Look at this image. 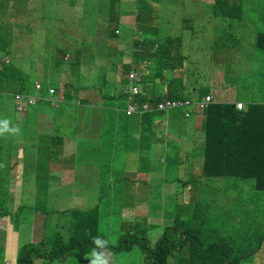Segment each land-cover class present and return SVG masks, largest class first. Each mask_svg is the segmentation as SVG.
Listing matches in <instances>:
<instances>
[{
	"label": "rangeland",
	"instance_id": "374dc122",
	"mask_svg": "<svg viewBox=\"0 0 264 264\" xmlns=\"http://www.w3.org/2000/svg\"><path fill=\"white\" fill-rule=\"evenodd\" d=\"M213 2L0 0V60L8 57L11 64L7 67L12 69L8 73L6 66L0 70V120L8 119L11 126L19 128L15 135L0 136V221L6 220L0 229V264H21L25 246L46 240L50 248L57 235L68 240L73 235L74 225L89 219L88 233L93 237L104 235L114 246L129 233L146 236L154 244L163 237L164 227L172 224L184 202L204 199L202 189L193 183L171 192L170 181L177 183L172 178L181 177L185 165L174 162L170 168L166 158V154L173 152L172 147L181 146V141L185 146L179 159L188 158V169L191 165L203 164L201 153H191L204 142L202 131H198L201 121L198 107L176 105L165 114L172 121L167 129L171 133L165 129L164 137L153 143L151 160L147 148L142 145L140 159L135 158L137 165L133 167L136 143L125 141L114 145L113 164L120 171L123 169L125 176L120 181L124 184L122 191L118 188L119 180L114 184L113 177L103 178L99 173V167L105 162L101 160V152L108 149L105 147L100 152L99 146H94V150H90V138L75 132L79 130L94 136L97 128L91 127L89 116L81 124L78 115L99 109L104 114L101 125L107 128L108 107L99 97L109 90L108 80L120 70L121 63H113L118 46H124V61L130 62L132 55L145 57L153 47L155 52L157 43L165 44L168 52V38H179L180 48H171L172 52H179L186 58L183 64L177 61V69L168 74H176L189 88L195 87L194 91L192 89L194 95L185 97L199 101V96L206 92L231 91L238 98L264 99V46L254 47L249 37V33L254 35L251 28L254 21L240 23L236 17L227 21L216 17L212 15ZM116 28L120 30L118 34L113 33ZM66 35L78 49L87 48L83 66H80L83 60L72 65L71 61L76 59L73 52L61 59L59 50L65 49L62 41ZM91 58L93 60L88 63ZM134 66L146 72L142 65ZM51 79L58 82V88L63 85L65 91L73 86H87L84 87L86 99L93 103L99 101V106L79 104L76 99L63 101L62 96L54 97L62 99L54 104L60 107L51 106L46 95ZM36 82H40L43 89H37ZM119 90V87L114 89L116 93ZM188 92L186 89L183 94ZM15 93H31L44 98L33 105L25 103L22 110L18 109L20 101ZM72 95L84 99L81 90ZM113 103H118L123 111L127 107L125 100L116 99ZM186 110L192 111V117L185 116ZM38 111L50 114L45 126L38 127V120L21 118L23 114ZM134 114L135 111L128 117V129L138 130L139 134V118ZM181 132L194 136L185 139L176 136ZM170 138L178 141L172 142ZM63 139L69 142L70 148H66ZM72 149L83 151L87 160L83 164L77 162L75 158L79 160L81 152L75 153ZM182 171L188 174V170ZM243 186L237 185L236 192ZM245 186L249 189L245 199L231 201L216 196L206 201L205 205L216 207L215 224L219 228L206 222L203 234L207 240L219 239L217 234L226 236L235 247H256L241 264H264L261 239L264 226L250 223L252 217L246 219L239 215L242 223L236 232V211L226 206L234 203L237 209L245 207L254 210L251 214H264V200L254 196L252 185ZM111 253L113 264H148L139 245ZM186 253L185 248L183 254ZM85 255L79 254L77 248L61 259H35L33 264H87L83 259Z\"/></svg>",
	"mask_w": 264,
	"mask_h": 264
},
{
	"label": "trees",
	"instance_id": "16d2710c",
	"mask_svg": "<svg viewBox=\"0 0 264 264\" xmlns=\"http://www.w3.org/2000/svg\"><path fill=\"white\" fill-rule=\"evenodd\" d=\"M250 8H253V10H250ZM212 12V15L221 17L225 21L228 18L232 20L235 17L240 19V23L254 21L251 25V28L254 29L253 37L249 33L250 42L254 47L259 48L260 46H264V0H214ZM113 33L116 34L115 32ZM62 42L66 44L64 50H59L62 52V60H64V56L68 52L76 54V59L73 61L74 65L78 64V60L85 59L84 55L87 53L86 47L78 49L77 45L67 35ZM168 42V52L165 44L157 43L156 50L152 53L149 61L153 70L156 67L158 71L157 75L161 77V82L154 80L150 74L144 75V80L148 84L144 87L146 91L138 96L141 103L158 102L164 99L182 100L187 98L185 97L187 95H194L191 90L187 94H183V92L172 93L168 85V83H173L174 79L168 78L166 72L175 71L178 67L176 62L181 61L183 64L186 58L179 52H172V49L178 50L180 48L179 38H168ZM119 55L120 58L124 55L122 50H119ZM92 60L93 58L87 61L90 63ZM145 62H148V60L141 59L138 55H132L131 63H121L120 70L116 74L128 73L133 68L132 64ZM85 63L86 59L80 66H83ZM7 64H11V60L8 57L0 60V70L4 66L7 67ZM10 70H12L11 67H7V73ZM108 83H110L109 90H106L101 96V100L105 105L107 104L109 112L106 120L108 130L105 131L103 139L117 140L118 145L125 141L133 144L136 143L133 150V167L137 165L135 158L140 159L139 154L142 145H145L147 148L149 160H151V146L159 138L164 137L165 129L169 130V123L172 121L170 116L165 114L170 112L172 106L136 114L139 118L138 134V130H128L127 119L130 115L125 110L123 111L118 103H113L114 100L120 99L127 101L128 105L129 94L125 93L127 85L119 97L117 94L115 95L116 92L114 91L117 88V77L110 78ZM52 85L57 87V82L53 81ZM74 90L76 89L74 88L72 92L69 90L65 91L66 97L70 100L74 99V95H72ZM54 97H58V93L54 94ZM54 97L49 96L51 101L48 102L51 106H54L56 101H58ZM199 98L202 97L199 96ZM213 98L214 101L210 104L208 110L206 109L209 117H206L201 126L198 127V130H201L203 133L204 142L201 147L193 149L191 152L192 154L201 153L203 164L197 167L191 165V169L189 170L188 158L184 156L179 159L181 147L177 145L172 147L173 152L171 154H166V158H168L167 163L170 168L174 162H182L185 165L182 170H188V174L183 173L181 170V177L172 178L177 180V183L170 181V184H172L171 192H177L180 188L183 190L189 183H193L192 185L202 189L205 194L203 196L204 199L201 201L189 200L184 202L180 212L175 213V219L172 224L164 227V235L158 242L153 244L150 243V239L146 236H141L138 233H129L122 237L117 245L110 244L109 248L111 251H126L139 245L143 258L148 264H241L243 258L256 250V247L250 245L247 247H235L231 240L226 236L221 237L219 234H217L219 239L207 240L203 234V226L206 222L216 226L215 222L218 219L215 212L216 207L209 204L205 205L206 201L212 197L218 196L221 199L231 201L239 198L245 199L249 191L245 185H252L255 189L254 196L264 200V101H249L248 109L243 108L239 110L236 108L237 100L234 97L226 98L227 103H218L217 101L220 99L214 96ZM86 102L89 103L87 99ZM26 114L27 120L37 121L32 117L38 118V127L45 126L50 115L42 111L36 112L32 117V112ZM96 122L101 126V118L96 119ZM168 132L171 133L170 131ZM112 134L114 135L113 138H111ZM176 136L185 139L187 137L192 138L193 134L188 133V136L178 134ZM173 140L178 141L170 138V141L173 142ZM112 154V150L105 153L101 152V160H105V162L99 167V173L103 178L113 177L114 184L116 180H119L118 188L119 191H122L124 184L122 185L120 181L125 176L122 175L123 169L120 171L113 164ZM108 164L110 165L109 167L106 166ZM241 184L244 186L236 192L237 185ZM119 191L117 194L122 196V193H119ZM226 206L236 211L234 213V216L237 214L238 222L234 224L236 232L240 230L242 223L238 218L239 215L246 219L252 217L253 221L250 223L264 226V214H251L254 210H247L245 207L242 210L237 209L234 203H227ZM90 225L91 219L76 223L73 227L71 238L64 240L59 234L50 248L46 246V240L37 245H32V243L25 246L20 258L21 264H33L35 259L54 261L61 259L65 254L73 253L77 248L81 255L89 253L93 247L92 239L95 238L88 233ZM216 228L219 227L216 226ZM98 236L106 238L104 235ZM261 239H263L264 243V233ZM263 243H260L261 247ZM185 248L188 253L183 254Z\"/></svg>",
	"mask_w": 264,
	"mask_h": 264
},
{
	"label": "crops",
	"instance_id": "0c3cea01",
	"mask_svg": "<svg viewBox=\"0 0 264 264\" xmlns=\"http://www.w3.org/2000/svg\"><path fill=\"white\" fill-rule=\"evenodd\" d=\"M132 1H138V0H132ZM214 3V2H213ZM126 23V22H125ZM118 30V32H116ZM114 32L116 33V34H118L119 32H120V30L119 29H115L114 30ZM134 38V37H133ZM137 43V41L135 42V44ZM124 47V46H123ZM123 47L122 48H120L119 46H118V50H117V56L115 57V59H114V62L113 63H115L114 65H116L117 63H122V64H129V63H131V59H130V62H126V60L124 61V58H123V56L120 58V55H119V50H122L123 51ZM124 53V52H123ZM152 53H154V50H153V48L152 49H150V50H148V53H147V55L145 56V57H142V56H140V55H138L141 59H146V60H148V62H145V63H139V65H142V67L146 70V72H143V74L145 75V74H150V75H152L153 76V78H154V80H157L158 82H161V77L160 76H158L157 75V73H158V71H157V69H156V67L154 68V70H153V67H152V65H151V62L149 61L150 60V58L152 57ZM131 58H132V56H131ZM85 60V59H84ZM83 60V61H84ZM73 61H75V59L73 60ZM73 61H71V63H72V65H74L73 64ZM78 61H80V60H78ZM64 62H68V61H64ZM137 65V64H136ZM132 66H133V64H132ZM133 68H135V66L133 67ZM131 70V69H130ZM170 71H167L166 72V76L168 77V78H171V79H174V82L173 83H168V85L170 86V88H171V90H172V93H181V92H183L184 90H186V89H189V90H192V89H194L195 90V87H191V88H189L188 86H187V84L186 83H184V82H180V80H179V77L176 75V74H168ZM114 77H117V87H119L120 88V90L118 91V93H116L119 97H120V95L123 93V90H124V88H125V86L127 85V83H128V73H126V72H123L122 74H119V75H114ZM52 82V79H51V81H50V83ZM7 84H10L9 82H7ZM80 87H82V88H86L87 86H83V85H80ZM89 89L87 90V93H89ZM149 91V90H148ZM81 92L83 93V98L84 99H79L77 96H73V98L74 99H76L77 100V102L79 103V104H87V105H90V106H92V107H98L99 106V101H101L102 102V100H101V97H99V101L96 103V102H89V103H87L86 102V96H85V93L81 90ZM94 93H95V90H94ZM149 94H151V92H149ZM206 94H208V95H212V96H214L215 98H217V99H220V100H218L217 102L218 103H227V99L226 98H230V97H234L235 98V100H237L236 101V103L237 102H239V101H242V102H244L245 104H246V106H245V109H248V106H249V101H252L253 99H243V98H238L237 97V95L235 94V93H233V92H231V91H223L222 93H216V92H206ZM206 94H202L201 95V97L202 96H204V95H206ZM66 98L67 99H69L68 97H64V99H63V101H66ZM201 99H203V98H201ZM200 99V100H201ZM70 100V99H69ZM253 101H256V102H258V101H264V99H262V98H260V99H257V100H253ZM58 102V101H57ZM60 102V101H59ZM55 106V105H54ZM103 106V105H102ZM55 107H60L59 105H57V106H55ZM198 107V106H197ZM200 110H201V121H200V123H199V127L201 126V124H202V122H203V120L206 118V117H209V115H208V113H207V110H205V111H203L204 109H202V108H200V107H198ZM237 108V107H236ZM128 109H129V105H127V107H126V109H125V111H126V113L129 115V113H128ZM238 109V108H237ZM239 110H242V109H239ZM102 110L101 109H99V110H94V111H89V112H86V113H80L78 116H80L81 117V124H82V122L83 121H86V118L89 116V123H90V125H91V127H96L97 128V130H96V132H95V135L94 136H92L90 133H82L81 131H77V132H75L77 135H81V136H87V137H89L90 138V140H89V143L88 144H90V146H89V149L90 150H94V146H99V148H100V152L106 147L107 149H108V151H110V150H112L113 151V149H114V145L115 144H118L117 143V140H104L103 138H104V134H105V131L106 130H108V127L106 128V127H104V126H100L97 122H96V119H98V118H104V114H103V112H101ZM203 111V112H202ZM36 113H33V114H31V117L33 116V115H35ZM23 115H24V117H23ZM22 116H21V118L22 119H27V114H23ZM192 115V112L189 114V115H185L186 117H190ZM192 117V116H191ZM33 119H36V120H38V118H35V117H32ZM128 121H129V119H127V125H128ZM129 130V129H128ZM199 132H201V130H198ZM180 135H186L185 133H183V132H181L180 133ZM193 136H194V134H193ZM183 139V138H182ZM63 141H64V144H65V146H66V148H70L69 146H68V143L69 142H67L66 140H64L63 139ZM181 142V141H180ZM111 143H113V144H111ZM181 144V150L184 148V144L183 143H180ZM35 147L36 148H38V146H37V142L35 143ZM20 150H21V148H20ZM72 150H74V149H72ZM178 150V149H177ZM75 151V153H79V152H81L80 154H79V160H78V158H75V160L78 162V161H80V162H82V164L87 160V156H86V154H84V152L83 151H81L80 149H77V150H74ZM188 151H189V149H188ZM193 151V150H192ZM63 152V151H62ZM62 152H60V158H59V163L61 164V162H62ZM76 157V156H75ZM76 162V163H77ZM77 167H79V165L77 166ZM5 222H6V220H1L0 221V229L4 226V224H5Z\"/></svg>",
	"mask_w": 264,
	"mask_h": 264
},
{
	"label": "clouds",
	"instance_id": "9594fccd",
	"mask_svg": "<svg viewBox=\"0 0 264 264\" xmlns=\"http://www.w3.org/2000/svg\"><path fill=\"white\" fill-rule=\"evenodd\" d=\"M132 74H134L135 77H132L131 76ZM127 78H128V83H127V86H126V89H125V93H128L129 94L128 105L129 106H135L136 109H137L135 111V114L134 115L140 113L143 109H145V105H148V109L149 110H146L147 112H149V111H151L153 109H156V105L160 101H158V102H145V103H141L140 100H139V97L138 96L146 91V89H144V87L148 84L144 80V74H143V72L140 71V70H138V69H136V68H132L128 72V77ZM53 81H56V80L52 79V82ZM52 82H51V85H49L46 88V94H47V96H53L54 97V94L58 93V97L59 98L61 96L62 97H66L64 86L61 85L58 88V86H59L58 82H57V87L53 86L52 85ZM37 84L40 85V88L37 87ZM133 85H138L139 86V88H140L139 93L133 94L131 92V88H132ZM35 86H36L37 89H43V86H42V84L40 82H36V85ZM0 87H1V83H0ZM74 88L76 89L74 91H77V92H79V90H82L84 92L85 89H86V88L84 89V88H82L80 86H73V88L71 90H69V91L72 92V90ZM50 89H53L54 92H50ZM193 91H194V89H193ZM17 95H24V98L22 100H19L17 98ZM207 95L208 94L202 96L203 99H201L199 101L192 100L189 97H187L185 99H182L181 101L188 100L190 102L188 105H184V106H187V107H190V106H196L197 107L198 106V107L206 110V109H208V107L210 106V104L214 101L213 96L210 95L212 97V100L210 102H208L206 105L202 106L201 103L204 102V97H206ZM28 96H34V95L31 94V93H15V98L20 101L18 103V105L20 106V105L24 104L23 107H25V103L30 104V103H28ZM41 98L42 97H39V99H41ZM57 100L59 102L62 99H57ZM172 100L173 101H178L179 99H172ZM237 103H236V107H237ZM34 104H36V103H34ZM245 106H246V104H245ZM243 108H245V107H243ZM243 108H241V109H243ZM18 109H22L23 110V108H19V107H18ZM238 109H240V108H238ZM191 112H192L191 110H186L185 111V115H187V113L189 115ZM130 114H132V113H130ZM18 132H19V128L16 127V126H11V122L8 119L0 120V136H4L6 133L7 134L15 135ZM126 219H129V218L126 217ZM92 245H93V247H92L91 251L83 257V259L85 261H87V264H113L112 253H111L110 248H109L110 241L108 239L104 238L103 236H97V237H95V238L92 239Z\"/></svg>",
	"mask_w": 264,
	"mask_h": 264
},
{
	"label": "built area",
	"instance_id": "2783aa9c",
	"mask_svg": "<svg viewBox=\"0 0 264 264\" xmlns=\"http://www.w3.org/2000/svg\"><path fill=\"white\" fill-rule=\"evenodd\" d=\"M116 32H118V30ZM131 76L135 77L134 74H132ZM37 87L40 88V85L37 84ZM139 91H140V88H139L138 85H133L132 86L131 92L133 94H137V93H139ZM50 92H54V90L50 89ZM17 98L19 100H22L24 98V95H17ZM38 99H39V97H37V96H28V103L34 104V103L37 102ZM211 100H212V97L210 95H207L206 97H204V102L201 103L202 106L206 105ZM189 103L190 102L188 100H186V101H181V100L173 101L171 99H164L163 101H160L159 103H157L156 109L160 110V109H165V108L170 107V106L174 107L176 105L184 106V105H188ZM237 107L241 109V108L245 107V104L243 102L239 101L237 103ZM19 108H23V104L20 105ZM136 110L137 109H136L135 106H129L128 113L130 114V113H132L133 111H136ZM146 110H149L148 109V105H145V109H143L141 112L146 111ZM187 115H188V113H187Z\"/></svg>",
	"mask_w": 264,
	"mask_h": 264
}]
</instances>
